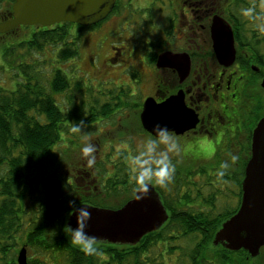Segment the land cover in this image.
<instances>
[{
    "label": "flooded vegetation",
    "instance_id": "obj_1",
    "mask_svg": "<svg viewBox=\"0 0 264 264\" xmlns=\"http://www.w3.org/2000/svg\"><path fill=\"white\" fill-rule=\"evenodd\" d=\"M252 4L261 11L259 0H115L112 11L97 24L72 23L71 34L80 32V26L84 35L90 31L94 34L96 28L101 30L107 22L114 40L108 46L105 61L100 66L92 62L91 67L95 74L99 73V84L105 83L107 87L96 93L72 92L74 82L68 77L70 81L64 90L54 95L55 103L67 115L70 134L72 124L80 120H84L86 129L98 128L97 134L79 143L70 139V134L65 135L68 140H64L72 146L78 143L77 148L81 149L90 142L97 149L93 167L87 166L83 156L70 163L66 184L85 189L87 194H99L108 179L99 173V162H106L99 159V147L115 148L128 136L124 141L133 143L136 149L137 137L154 136L142 123L145 101L153 98L160 103L180 92L197 123L182 133L170 131L182 148L178 156H172L178 176L213 184L216 169L221 171V162L229 160L228 152H232L239 159L235 163L229 161L224 175L241 178L243 166L252 154L254 130L264 117V33L258 31L260 21L247 19L240 12ZM3 11L1 8L0 12ZM5 16L11 18L12 12ZM56 24L34 26L49 28ZM46 49L52 52L51 48ZM163 54H170L172 59L158 66V58ZM56 69L65 73L62 68ZM138 94L142 100L135 98ZM89 103L92 107H88ZM133 122L135 134L127 135L134 132L130 128ZM108 125L116 129L111 135V131L107 134L102 129ZM99 126L108 136H99ZM133 156L130 153L127 157L132 160ZM109 163L108 173L112 174L115 163ZM239 192L240 189L235 192L236 196ZM241 200L242 194L240 204Z\"/></svg>",
    "mask_w": 264,
    "mask_h": 264
},
{
    "label": "trees",
    "instance_id": "obj_2",
    "mask_svg": "<svg viewBox=\"0 0 264 264\" xmlns=\"http://www.w3.org/2000/svg\"><path fill=\"white\" fill-rule=\"evenodd\" d=\"M3 1L7 5L2 7L4 11L0 12V20L8 19L5 15L12 12L15 0H0V4ZM71 25L64 22L49 28L23 26L19 34L18 30L4 35L0 33V38H3L0 41L3 42L6 37L12 36L7 45L2 44V56L5 62L11 64L15 78L21 80L15 90L0 87V264H18L19 239L23 234L27 237L22 245H29L37 252L27 264H233L237 254H247L243 249H222L219 250L223 251L221 254L209 258L211 242L207 245L206 239L215 237L222 222L236 213L240 201L237 206L227 207L222 213H215L213 195L203 198L205 204L195 201L196 207H193V193L199 191L201 185L194 179L180 178L176 169L173 180L167 186L153 182L168 210V220L138 243L123 245L126 248L122 251L116 247L120 245L98 242V245H108L100 248L104 258L86 255L71 243L67 221L75 209L65 193L64 178L60 179L62 189L56 215H46L45 199H41L40 217L33 215L29 219V201L39 194L46 195L44 183L47 178L60 177L56 170L61 163L55 147L63 134H69L67 115L55 103L54 95L63 91L70 79L56 68L50 71L52 77L48 71L43 73V67H39L43 62L35 56L49 47L52 52L56 51L54 54L62 62L78 57L83 27L79 26L80 32L73 35ZM89 90L92 92L80 80L75 82L72 91ZM88 107H92L91 103ZM101 163L108 169L106 162ZM123 165L128 167L127 170ZM245 165L246 162L241 171L242 177L235 179L240 189L239 197ZM116 168L117 176L115 172L109 174V169L104 170L102 177L108 179L102 189L107 195L124 194L122 201L117 205H108L105 199L96 198L97 195L92 193L74 198L72 201H75L76 208L86 204L117 209L129 201L139 185L131 183L132 170L128 163L122 162ZM174 183L178 185L172 186ZM130 184H133L132 188ZM199 196L197 192L196 198ZM241 261L246 262L243 257Z\"/></svg>",
    "mask_w": 264,
    "mask_h": 264
},
{
    "label": "water",
    "instance_id": "obj_3",
    "mask_svg": "<svg viewBox=\"0 0 264 264\" xmlns=\"http://www.w3.org/2000/svg\"><path fill=\"white\" fill-rule=\"evenodd\" d=\"M115 0H15L12 17L0 23V33H6L19 26L43 25L70 22L81 26H92L105 19L112 11ZM221 56L226 52L217 51ZM232 53V52H231ZM172 57L163 54L158 66H164ZM143 126L154 134L156 125L167 126L169 131L182 133L196 125V116L190 110L180 92L157 103L153 98L145 101L142 114ZM45 208L48 217L58 211L62 181L47 178L44 183ZM242 202L238 211L226 220L216 232L214 244L222 243L231 250L246 249L252 256L264 247V117L259 121L253 134L252 154L247 162L242 182ZM143 195V199H137ZM86 231L96 236L98 242L134 245L145 235L160 229L168 220L167 208L151 183L146 191L140 187L133 197L117 209L91 205ZM67 226H77L76 210L68 218ZM27 249L19 251L18 264H27Z\"/></svg>",
    "mask_w": 264,
    "mask_h": 264
},
{
    "label": "rangeland",
    "instance_id": "obj_4",
    "mask_svg": "<svg viewBox=\"0 0 264 264\" xmlns=\"http://www.w3.org/2000/svg\"><path fill=\"white\" fill-rule=\"evenodd\" d=\"M6 5H7L6 2L3 1V3L0 4V10L3 6H6ZM106 23L104 24V27L101 30H99V27L96 28V30L94 31V34H92L90 31L89 33L87 32L86 34H84L82 36L81 43H80L81 45H80V50H79V56L68 60L66 62V65L63 64L62 61L59 62L57 54H54L56 51L51 52L49 49H46L44 52H38L36 54L35 58L37 60H41L43 62L42 65H39L40 68L43 67L41 71L43 73L48 71L50 73V76L52 77L51 72L54 70V68H56V67L62 68L65 71V73L68 75V77L72 80V82H74L73 88L75 86L76 81L83 80L85 87L91 88L93 93L99 92V89L107 87V85L105 83L99 84V73L95 74L91 68L92 64H93L92 62H94L97 66L98 65L100 66V64L103 62V60L105 61L106 57L109 55L108 54V46L114 40V36L109 31L110 26L106 27V26H108V23L107 24ZM22 29H23V26L19 27L17 29L18 34L20 33V31ZM24 33L25 32L23 31V33H21V35L23 36ZM11 38H12V36H8L5 38V42L0 41V87L4 88L6 90H9V91L15 90L17 88V83L21 81V80H17L15 78L14 71H12L10 68L11 64H8V62H5L3 59V56H2V54H3V45L2 44L4 43L7 45L9 43V41H11ZM0 39H3V38H0ZM92 56L94 57L93 61H91ZM46 59H47V61H46ZM48 72L45 73V76H47ZM115 78H117V77L115 76ZM21 79H23V78L21 77ZM104 80H108V77L105 78ZM113 81L118 83L115 80H113ZM147 91H149V87L145 88V92H147ZM72 92H74V91H72ZM89 92H90V90H89ZM140 92L142 93V91H140ZM135 98L141 99V100L143 99V97H140L139 94ZM130 125H131L130 128L134 132L133 133L130 132L127 135H133V134H135V131H136V124L133 122ZM101 128L102 127L99 126V136L111 135V134H113V131L116 130L112 126L108 125L102 129H104L107 134L110 131H111V133L108 135H105ZM87 129L90 132H86ZM87 129L84 128L81 133H71V134L69 133L70 134L69 138L76 140L79 143L82 140H85V137H89V135L98 133V128H96L94 130V129H92V127H88ZM101 138H103V137L101 136ZM64 139L68 140V138L63 134L62 139L57 143V145L55 147V151L59 154L58 159H60V163H61V167L56 170V172L60 175V177L58 179L64 178L65 182H66V178L69 175V172L71 171L70 163L74 160H79L80 157L82 156V154H81L80 148H77L78 143L75 146H72L74 144L66 143V141ZM128 139H129V137L126 136V138L124 140H128ZM140 139H142V138L141 137L136 138V141H135L136 144ZM124 140L120 144L119 143L115 144L116 145L115 148L111 147L110 145H106L104 147H99V159L100 158L104 159L106 161L107 165L111 164V163H109V160H111L112 163L116 164V167H118V165L122 162H126L130 165L131 159H128L127 156L130 155V153L135 155L136 149H135L133 143L127 142ZM192 143H194V140L191 142V144ZM126 150H129V151L127 152ZM80 164L83 165V163H80ZM101 164H103V163L99 164L98 169H99L100 176L102 177V175H104L103 174L104 170L106 172L108 169L105 168L104 166H102ZM116 167H115V175L117 174V171H118V168H116ZM122 167L125 168L126 170L128 168L126 165H123ZM130 176L133 179V181L131 183H134L135 180H134L133 175L131 174ZM197 182L199 183V185H201L200 186L201 188H198L199 191H197L200 193V196L198 198H196L197 192L193 193V197H195V198H194V201L191 202V204H192L191 206L196 207L195 201H197V200L198 201L200 200V201H202V204H205L203 198H205V197L209 198V197H212V195L214 196V207H213V209H214L215 213H217V212L222 213L225 210V208L235 206L236 204H238L239 196H236V193H238V191H239V189H238L239 186L237 185V182L235 181V179L229 178L227 175L226 176L225 175H223V176L219 175V169H216L215 179L211 180V182L213 184H209L208 181L202 180V179L197 180ZM106 184H107V181H106ZM152 184H153V182H152ZM175 185H178V183L172 184V186H175ZM129 187L132 188L133 184H130ZM138 187H137V189H138ZM64 190H65V193H66L69 201H72L74 198H80L82 196H88L89 195V194H87L85 189L80 188L79 190H77L74 188H70V186H68L67 184H66ZM202 192H203V197H202ZM68 195H71V197H69ZM95 196H96V198L98 197L99 199H105L106 204H108V205H117L124 198V194H122V195H113V194L107 195V193L105 192V189L103 190L102 187L99 189V194H95ZM45 198H46V195H44V194L40 195L39 194L37 196V198L34 197L33 199H31L29 201V207L28 208L31 211V214L29 213V215H30L29 219L34 217L33 215L40 217V213L42 211V206H41L40 202H41V199H45ZM211 207L212 206H210V208ZM26 237L27 236L25 234H23L20 237V239H19V243H20L19 244V250L22 247H24V245H22V242L26 239ZM213 238L215 239V237L206 239V240H208V241H206L207 245H209L211 242V244L209 246L210 247V252H209L210 257L209 258H214L215 256H217L223 252V251H219V250L228 249L222 243H219L217 245L214 244ZM117 245H120V246H116V247H118L119 251H122L126 248L125 246H123L126 244H117ZM97 246H99V248L104 249L108 245L104 244V245H97ZM25 247L27 248L26 256H27V263H28V261L32 257H35L37 252L33 248H30L29 245H25ZM242 249H240V250H242ZM228 250H231V249H228ZM240 250H231V251H240ZM243 250H245L247 252V254L246 253L237 254L235 256L233 264H264V249H260L259 254L256 256H252L251 253L249 251H247L246 249H243ZM18 254H19V252H18ZM241 257H243L246 260V262H242ZM247 257L250 259L248 260ZM17 263H18V261H17Z\"/></svg>",
    "mask_w": 264,
    "mask_h": 264
},
{
    "label": "clouds",
    "instance_id": "obj_5",
    "mask_svg": "<svg viewBox=\"0 0 264 264\" xmlns=\"http://www.w3.org/2000/svg\"><path fill=\"white\" fill-rule=\"evenodd\" d=\"M258 7L261 10L259 12L257 11L256 4L241 8L240 12L247 19L260 21L257 24V28L258 31L264 33V0H259ZM85 125L84 120L74 122L70 131L72 133H81ZM153 131L154 136L150 135L137 142L136 154L131 160V170L134 180L142 192L146 191L152 182L161 186H167L173 180L175 164L172 161V156H178L182 151L179 140L169 131L167 126L158 124L154 127ZM85 139L87 140V137ZM96 150V146L90 142L84 143L80 149L89 168L96 164ZM228 157L229 160L222 161L220 164L221 171L219 175L221 176L224 175L223 170L230 167V162L235 163L239 159L238 155L232 152H228ZM143 198V195L137 196L138 200ZM69 203L76 210L77 217V226L75 228L68 227L71 243L80 247L86 255L104 258L103 251L97 246V237L89 235L86 231L88 221L91 219V213L83 207L77 210L75 201H70Z\"/></svg>",
    "mask_w": 264,
    "mask_h": 264
}]
</instances>
